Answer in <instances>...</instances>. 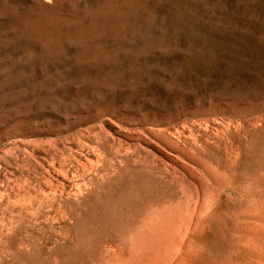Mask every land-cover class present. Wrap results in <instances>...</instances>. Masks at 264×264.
<instances>
[{
	"label": "rangeland",
	"instance_id": "obj_1",
	"mask_svg": "<svg viewBox=\"0 0 264 264\" xmlns=\"http://www.w3.org/2000/svg\"><path fill=\"white\" fill-rule=\"evenodd\" d=\"M261 10L264 0H0V264H248L233 224L252 201L244 170L238 199L233 164L264 120V82L244 86L264 67ZM219 26L221 44L191 38ZM126 160L169 176L168 214H144L162 241L133 254L97 223Z\"/></svg>",
	"mask_w": 264,
	"mask_h": 264
},
{
	"label": "bare ground",
	"instance_id": "obj_2",
	"mask_svg": "<svg viewBox=\"0 0 264 264\" xmlns=\"http://www.w3.org/2000/svg\"><path fill=\"white\" fill-rule=\"evenodd\" d=\"M258 119L262 120V118ZM260 120L256 118L253 121L248 131L245 150L239 143L234 149L235 162L233 167L235 165V177L233 179H235V191L238 199H240L242 197L241 172L244 170L247 178L244 185L246 192L243 197L245 200L252 201V205L247 207L243 212L239 210V205L237 206L238 211L235 214L233 224L236 244L239 247H243L251 255V260L248 264H264V120ZM105 161L103 164L101 161L100 164L102 166L98 167L99 171H104L110 167V164ZM141 161L135 162V164L133 162L130 163L128 160L125 161L121 170L122 174L119 178L117 177L118 180L113 188V193L105 198L107 199V203L103 206V213L97 218V223L107 231L110 238H119L131 244L130 251L132 254L139 251V245L142 243L154 241L158 244L163 238L159 234L161 226L155 225L153 221L152 217L154 214H149L150 216H145L144 214L149 213L150 210L152 213L154 206H161L160 211L156 214L165 217L170 208L164 206L166 199L160 194L162 189L169 185V182L166 181L169 176L161 172L157 166L148 165L149 163L151 164L150 161H146L147 164L141 163ZM113 164L115 163L113 162ZM85 167L87 168V166ZM156 174L161 177L157 178ZM170 174L173 173L170 171ZM140 200H143V206H141ZM167 234H170L169 231Z\"/></svg>",
	"mask_w": 264,
	"mask_h": 264
},
{
	"label": "water",
	"instance_id": "obj_3",
	"mask_svg": "<svg viewBox=\"0 0 264 264\" xmlns=\"http://www.w3.org/2000/svg\"><path fill=\"white\" fill-rule=\"evenodd\" d=\"M256 16L262 17L264 18V10L259 11L258 14H256ZM191 38H193V40H195L196 42H200L202 44L204 43H211V44H221L223 43L225 40L230 38L229 33L227 32L226 28L224 26H219L216 28H208L207 32H205L204 34L201 33L199 35H193L191 36ZM256 45H258L259 47V53H264V38H260L256 41ZM248 53H252V55L254 54V51L252 52H248ZM259 68V73L257 72L254 76V78H252L247 84H245L244 86L250 85H260L264 82L263 80V74H264V67H258ZM262 76H261V73Z\"/></svg>",
	"mask_w": 264,
	"mask_h": 264
}]
</instances>
